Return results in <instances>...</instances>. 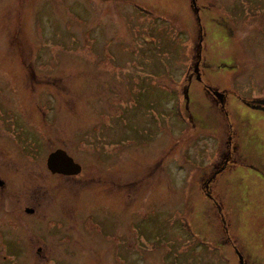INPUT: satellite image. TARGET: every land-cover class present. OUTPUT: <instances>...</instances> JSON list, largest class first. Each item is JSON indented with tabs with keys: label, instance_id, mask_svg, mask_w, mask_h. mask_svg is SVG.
<instances>
[{
	"label": "rangeland",
	"instance_id": "obj_1",
	"mask_svg": "<svg viewBox=\"0 0 264 264\" xmlns=\"http://www.w3.org/2000/svg\"><path fill=\"white\" fill-rule=\"evenodd\" d=\"M196 2L0 0V129L18 96L49 100L56 144L103 159L118 149L120 176L129 155L147 177L131 209L99 213L94 196L72 207L85 254L49 264H264V111L246 103L264 100V0ZM41 233L0 235V264H19Z\"/></svg>",
	"mask_w": 264,
	"mask_h": 264
},
{
	"label": "flooded vegetation",
	"instance_id": "obj_2",
	"mask_svg": "<svg viewBox=\"0 0 264 264\" xmlns=\"http://www.w3.org/2000/svg\"><path fill=\"white\" fill-rule=\"evenodd\" d=\"M32 70L34 72L29 73L33 76L36 71L34 68ZM26 72L28 75L27 70ZM32 97L28 98L26 104L27 97L18 96L14 104L19 108V113L10 114L8 131L0 129V235L3 239L18 237L19 232L24 229L28 231L30 225L39 227L42 233L34 240L31 237L30 246L26 247L28 249L23 253L24 256L16 258L19 264L25 261L30 253L32 256L27 258V261L32 264L33 261L49 264L54 260L72 263V260L78 258L81 261L86 251L87 236L80 229L84 222L78 220V215L72 207L80 200L94 196L97 200H104L106 204L103 205H109H101L97 210L99 213H114L118 206L131 209L135 203L132 188L137 181L147 177L136 178L135 168L130 167L133 165V159L129 155L127 175L120 176V161L122 156L127 154L122 153L121 156L118 149L103 159L88 154L84 157L80 150H70L66 140L56 144L51 137V126L55 122L51 115L53 105L48 100L41 106L39 101L34 100L33 95ZM149 149L146 152L151 154L154 149L151 146ZM57 151H60L61 159L58 160L55 171L51 168V155ZM158 161L162 165L159 169L163 171L164 152L160 153ZM95 173H99V176H95ZM11 174L14 175L15 181L20 182L18 189L11 188L8 184V181L12 180ZM161 180L160 175L158 181ZM120 186L129 189L126 199L122 201L119 196ZM56 189L59 191L58 195L55 193ZM56 202L67 205L61 218H51V208ZM112 222L115 225L116 222ZM229 239L231 240L230 237ZM97 241L98 244L101 243V240ZM15 242L21 243L19 238ZM46 248H54L51 256L46 255ZM56 249L60 251L56 252ZM33 253L36 255L33 256ZM1 258L2 262L9 259L8 256Z\"/></svg>",
	"mask_w": 264,
	"mask_h": 264
},
{
	"label": "water",
	"instance_id": "obj_3",
	"mask_svg": "<svg viewBox=\"0 0 264 264\" xmlns=\"http://www.w3.org/2000/svg\"><path fill=\"white\" fill-rule=\"evenodd\" d=\"M192 2H193L194 5H196V0H192ZM215 94H216V96L219 98V100L221 102L224 101V96L223 95L218 94V93H215ZM60 154H61L60 151H57V152H55L54 154L51 155V168L53 170H55V171H56L57 166H58V160L61 159ZM240 260H241V264H243V259H242L241 256H240Z\"/></svg>",
	"mask_w": 264,
	"mask_h": 264
},
{
	"label": "trees",
	"instance_id": "obj_4",
	"mask_svg": "<svg viewBox=\"0 0 264 264\" xmlns=\"http://www.w3.org/2000/svg\"><path fill=\"white\" fill-rule=\"evenodd\" d=\"M246 103H247V105L249 107H252L254 109H259V110H263L264 111V100L250 101V102H246ZM261 172L264 173V171H261Z\"/></svg>",
	"mask_w": 264,
	"mask_h": 264
}]
</instances>
